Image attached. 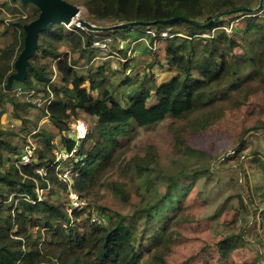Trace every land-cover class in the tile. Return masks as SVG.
I'll return each mask as SVG.
<instances>
[{"label": "trees", "instance_id": "trees-1", "mask_svg": "<svg viewBox=\"0 0 264 264\" xmlns=\"http://www.w3.org/2000/svg\"><path fill=\"white\" fill-rule=\"evenodd\" d=\"M12 1H18L23 9L28 5ZM64 1L82 5L88 14L87 22L99 27H106L98 23L101 20L112 21V25L145 23L146 27L127 30L144 27L154 31L149 48L155 44L156 50H162V57L159 60L152 54L148 68L157 63L163 72L175 75L159 85L152 78L126 75L121 86L133 89L120 103L114 96L119 85L109 79L108 69L103 65L93 69L90 65L102 51L93 46L94 42L105 41L118 30L90 32L75 26L68 31L63 25H54L39 32L38 48L29 59L25 82L14 83L42 99L50 94L52 98L43 107L24 101V105L17 103L16 98L20 97L15 94L14 84L9 90L1 87L14 71L13 63L23 49V26L35 20L39 11L36 9L28 17L20 15L9 24H5L0 12V37L9 39L0 46V118L3 105L10 103L14 118L21 120L24 130L25 121L17 112L24 106L31 107L47 117L60 144L69 152L76 146L69 135L71 124L81 119L80 114L88 116L94 120L93 126L70 159L72 189L87 197L97 183L115 172L128 174L131 181L140 185L131 214L116 211L109 214L97 209L98 214L105 213L104 225L91 223V213L83 219L82 213L70 216L66 212L67 201L54 199L55 190L67 194L68 186L56 171L57 146L53 136L38 128V120L34 122V130L28 136L36 145L35 154L31 165L22 166L18 163L19 149L3 140L13 134L2 129L0 122V264H165L160 252L142 261L139 249L145 240L169 248L168 243L174 238L168 213L182 208L191 187L181 185L178 178L164 171L152 145L143 154L126 157L122 141L137 129H150L171 118L183 123L180 132L170 130L173 146L181 148L184 134L186 137L198 134L214 116L231 107L233 94H264V17L261 21L257 16L260 0ZM237 16L245 19L240 38L228 31L229 23ZM174 17L202 24L214 21L203 27L183 21L159 23ZM182 28L185 31H180ZM159 41H164L161 48L157 45ZM236 49L244 54L237 56ZM118 52L122 59H127L125 51ZM81 65L84 68L80 71ZM127 67L128 62L123 65ZM152 94L155 103L149 105ZM25 114L28 115L26 111ZM258 129H264V121L249 129V133ZM242 143L240 137L235 151L238 159L243 156ZM3 149L10 154L8 158L2 154ZM260 155L264 153H252L249 174L240 171L247 189L250 179L253 183L248 197L241 195L239 199L249 220H255L264 234V157ZM6 162L9 166L3 169ZM39 170L43 174H38ZM108 188L123 202L131 201L126 183L112 181ZM38 190L44 191L40 197ZM33 229L41 230L42 237L34 238ZM256 240L255 244L263 246L262 237ZM243 245L242 234L224 236L216 243L221 259ZM144 249L149 252L147 247Z\"/></svg>", "mask_w": 264, "mask_h": 264}, {"label": "rangeland", "instance_id": "rangeland-1", "mask_svg": "<svg viewBox=\"0 0 264 264\" xmlns=\"http://www.w3.org/2000/svg\"><path fill=\"white\" fill-rule=\"evenodd\" d=\"M75 5L79 8V13L75 20L65 26L68 31L77 26L78 19L87 21L86 9L78 3ZM35 11L36 7L30 4L23 9L18 1L0 0L1 17L5 24L14 22L20 15L28 17ZM261 18L263 17L258 16V19L263 21ZM227 21L225 20V22ZM98 23L106 26L112 25V21L106 20L98 21ZM229 25V34L239 38L243 36L244 17L237 16ZM148 30L152 31V29L144 27L118 30L113 36L105 39L107 48L90 63L93 69L99 65L108 69L109 79L114 82V85H119L114 91V96L120 103H123V98L133 89V87L121 86L126 75L138 79L143 76L147 79L152 78L156 85L168 82L175 75L174 72L166 74L160 66L156 65L157 63L152 66V69L148 68L152 54L159 60L162 57V50H156L157 46L152 47V51L150 50L151 37L146 34ZM180 31H185V29L182 28ZM113 41L114 44H112ZM7 42H9L7 37H0V46ZM158 43L160 48L163 47L164 41ZM118 51H125L127 59H122ZM238 53L242 56L244 51L238 50ZM126 62H128V67L123 68ZM83 68L84 66L81 65L80 71ZM54 80L56 81L57 78ZM14 86L15 90L24 91L16 84ZM235 95L246 100V104L251 100L255 102V104L249 103L250 107L243 110V118L240 121L233 123L234 120L230 119V116H226L223 120L208 129H203L198 134L188 137H186L187 134H184V146L181 148H176L175 144L173 146L170 130L174 129L176 132H180L179 128L183 123L171 118H167L150 129H137L129 138L122 141L126 157L143 154L144 149L148 145H152L164 171L178 178L181 185L191 187L182 208L168 213L172 220L170 228H172L174 241L168 243L169 248H165L162 245H155L152 240H145L144 246L139 249L142 261L150 260L155 252H160L164 256L165 264H226L229 262L264 264V234L260 233L262 231L259 230V224L255 220H249L239 199L241 195L245 199L248 197V191L253 183V179H250L248 182L250 187L247 189V183L243 180L240 171L244 170L245 173H248L251 170L249 161L252 153H264V131L258 132V129L249 133V129L264 121V94L259 92L249 96L240 93L233 94L232 100ZM22 101H27L25 94L16 98L17 103L23 104ZM25 111L28 115L25 114ZM17 113L25 121L24 130L21 120L14 118L10 103L3 105L0 122L2 129L13 134L3 140L19 149L18 153L30 138L28 135L34 130L33 124L37 120L38 128L52 135L57 147L61 145L55 128L46 117L40 116L37 110L24 106ZM80 118L89 129L93 126L92 118L83 114H80ZM240 137L243 142L240 151V155H243L242 158L238 159L233 156L223 163L220 162L221 155L231 150L236 151ZM184 147L188 149L184 150ZM2 154L5 158L10 155L4 149ZM260 157H264V155H260ZM8 166L7 163L4 164L3 169H7ZM209 169H212V173L209 172ZM112 181L127 184V191L131 194L129 203L123 202L111 192L108 185ZM101 183L96 184L89 196L83 197L89 206L88 210L80 215V219H83L88 213L97 212V209H102L109 214L114 211L131 214L134 211V205L138 201L136 190L140 185L131 181L128 174L115 172L113 175L107 176ZM54 199L66 202V193L55 190ZM31 232L34 238H41L43 235L39 229H33ZM238 234H242L245 245L232 250L225 259H221L216 243L224 236ZM258 236L263 239L261 247L254 243ZM145 247L149 250L148 253L145 252Z\"/></svg>", "mask_w": 264, "mask_h": 264}, {"label": "water", "instance_id": "water-1", "mask_svg": "<svg viewBox=\"0 0 264 264\" xmlns=\"http://www.w3.org/2000/svg\"><path fill=\"white\" fill-rule=\"evenodd\" d=\"M21 3L30 4L36 7L39 11L38 17L25 24L23 30L25 33L23 41V49L18 54L13 63L14 71L10 73L5 84L1 87L2 90H9L14 83L23 84L26 80V70L30 67L29 59L34 55L38 48L37 37L39 32L49 30L54 25H69L78 16L79 8L76 5L70 4L64 0H19ZM263 0H260L258 10L262 8ZM175 21H183L188 24H193L198 27L208 26L214 19L208 23L202 24L192 22L190 20L174 17L169 20L159 21L160 24H169ZM147 26L143 22H126L117 25L99 27L91 23L78 19L77 27L90 32H111L117 30H125L131 27Z\"/></svg>", "mask_w": 264, "mask_h": 264}, {"label": "built area", "instance_id": "built-area-1", "mask_svg": "<svg viewBox=\"0 0 264 264\" xmlns=\"http://www.w3.org/2000/svg\"><path fill=\"white\" fill-rule=\"evenodd\" d=\"M257 16L264 17V0L262 4V8L260 9V12L257 14ZM146 34L150 37L154 36V31L148 30L146 31ZM162 37H166L165 33L161 34ZM156 43V42H155ZM94 47L105 51L107 48L106 41L102 42H94ZM155 47V44L154 46ZM16 96L20 95H26V102H31L35 104L36 106L43 107L47 106L49 103V100L52 98V95L50 94L47 99H42L40 97L35 96V93L33 91H21L20 89L15 90ZM32 100V101H31ZM47 118V117H46ZM88 133V126L87 124L82 120H76L73 122L70 126L69 135L75 140L76 146L71 151H66V149L60 145L57 147V149L54 151L55 155V163H58V166L56 167V171L58 172L59 178L67 183L68 192L66 194L67 196V209L66 212L68 215H72V213H83L84 211L88 210L89 204L87 201L81 197L76 191L72 189V175H73V169L71 166L70 159L74 156L76 153V147L82 141L85 139L86 135ZM36 150V145L28 139L23 146L19 158L18 163L22 166H28L31 165L34 154ZM235 156V151L231 150L219 157V161H224L228 159L229 157ZM38 174H43L42 170L37 171ZM43 194V190H38V196L40 197ZM90 221L91 223L96 224H106V217L103 214H98L97 212H93L90 215Z\"/></svg>", "mask_w": 264, "mask_h": 264}, {"label": "crops", "instance_id": "crops-1", "mask_svg": "<svg viewBox=\"0 0 264 264\" xmlns=\"http://www.w3.org/2000/svg\"><path fill=\"white\" fill-rule=\"evenodd\" d=\"M238 50H240V49H236L235 53H236L237 56H240L241 54L238 53ZM166 74H168V73H166ZM154 103H155V98H154V96L152 94V97L149 99L148 104L149 105H153ZM249 103L250 104H255V102L253 100H251V102H248L246 104V100H242L239 95L233 96L231 107L229 109L225 110V111H221L216 116H214L213 119L210 121V123L205 128L208 129V128L212 127L213 125H215L219 121L223 120L226 116H230V119L234 120L233 123H236V122L240 121V119L243 118V110H246L245 109L246 107L247 108L250 107L248 105ZM261 131H264V129H259L258 130V132H261ZM6 163H5V165H6Z\"/></svg>", "mask_w": 264, "mask_h": 264}]
</instances>
